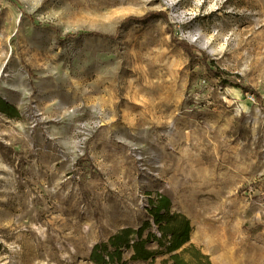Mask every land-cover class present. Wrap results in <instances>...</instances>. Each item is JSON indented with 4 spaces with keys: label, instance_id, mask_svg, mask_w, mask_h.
Returning <instances> with one entry per match:
<instances>
[{
    "label": "rangeland",
    "instance_id": "rangeland-1",
    "mask_svg": "<svg viewBox=\"0 0 264 264\" xmlns=\"http://www.w3.org/2000/svg\"><path fill=\"white\" fill-rule=\"evenodd\" d=\"M0 98V264H93L159 194L264 264V0H0Z\"/></svg>",
    "mask_w": 264,
    "mask_h": 264
},
{
    "label": "trees",
    "instance_id": "trees-1",
    "mask_svg": "<svg viewBox=\"0 0 264 264\" xmlns=\"http://www.w3.org/2000/svg\"><path fill=\"white\" fill-rule=\"evenodd\" d=\"M183 48L192 53L187 47ZM217 74L224 76L225 73L218 71ZM244 92L249 93L254 100L257 98L251 89H245ZM0 114L7 118L18 116L16 108L2 98ZM145 211L148 219L137 228H122L106 241L95 244L89 260L93 264H126L123 253L129 251V260L132 262L153 264L160 258L159 264H212L209 256L190 242V221L183 214L172 210L167 196L159 194L149 199ZM152 244L154 248L150 247Z\"/></svg>",
    "mask_w": 264,
    "mask_h": 264
},
{
    "label": "crops",
    "instance_id": "crops-1",
    "mask_svg": "<svg viewBox=\"0 0 264 264\" xmlns=\"http://www.w3.org/2000/svg\"><path fill=\"white\" fill-rule=\"evenodd\" d=\"M190 241H191V239H190ZM204 254H205V253H204ZM207 254H208V253H206V255H207ZM208 255H212V254H208ZM208 255H207V256H208Z\"/></svg>",
    "mask_w": 264,
    "mask_h": 264
}]
</instances>
